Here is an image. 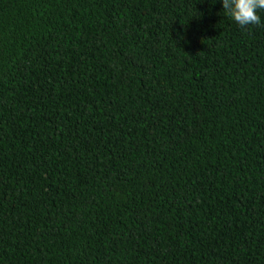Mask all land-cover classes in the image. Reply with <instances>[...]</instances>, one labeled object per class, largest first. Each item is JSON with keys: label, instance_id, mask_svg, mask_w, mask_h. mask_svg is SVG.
Segmentation results:
<instances>
[{"label": "trees", "instance_id": "trees-1", "mask_svg": "<svg viewBox=\"0 0 264 264\" xmlns=\"http://www.w3.org/2000/svg\"><path fill=\"white\" fill-rule=\"evenodd\" d=\"M0 0V264H264V10Z\"/></svg>", "mask_w": 264, "mask_h": 264}, {"label": "clouds", "instance_id": "clouds-1", "mask_svg": "<svg viewBox=\"0 0 264 264\" xmlns=\"http://www.w3.org/2000/svg\"><path fill=\"white\" fill-rule=\"evenodd\" d=\"M223 9L241 27L261 25L259 10H264V0H222Z\"/></svg>", "mask_w": 264, "mask_h": 264}]
</instances>
